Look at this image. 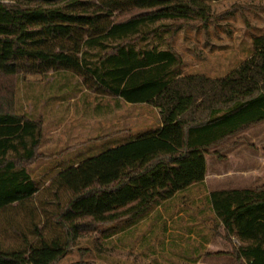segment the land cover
<instances>
[{
    "label": "trees",
    "instance_id": "trees-1",
    "mask_svg": "<svg viewBox=\"0 0 264 264\" xmlns=\"http://www.w3.org/2000/svg\"><path fill=\"white\" fill-rule=\"evenodd\" d=\"M209 2L0 0V264H56L84 224L134 220L202 185L211 147L264 124V35L214 81L182 77L166 45L207 22ZM48 73L77 80L79 93L149 104L162 126L64 165L40 197L20 166L36 158L40 120L15 110L13 91L19 76ZM205 201L242 264H264V186Z\"/></svg>",
    "mask_w": 264,
    "mask_h": 264
},
{
    "label": "rangeland",
    "instance_id": "rangeland-1",
    "mask_svg": "<svg viewBox=\"0 0 264 264\" xmlns=\"http://www.w3.org/2000/svg\"><path fill=\"white\" fill-rule=\"evenodd\" d=\"M209 3L210 17L206 23L182 25L171 38L164 36L166 45L178 56L182 77L198 76L211 81L225 77L248 56L253 38L264 35V0H210ZM54 76L53 73L26 79L19 76L13 91L15 110L40 120L42 136L36 158L20 165L36 182L40 197L44 196L50 177L61 167L96 153L97 147H101L98 140L112 136L116 129L138 133L156 124L154 111L144 106H124L114 115L96 120L100 103H106L108 98L95 97L86 91L79 93L82 87L70 77H67L69 82H64L63 90H56L60 82L54 83ZM57 98H65L64 103L56 105ZM198 115L197 112L195 117ZM257 128L264 130V124ZM238 134L218 147L239 145L242 138ZM214 150L215 146L205 155L208 166ZM205 193L192 198L177 196L134 220L99 225L83 223L77 239L56 264H192L195 245L186 242L184 236L183 248L178 237L184 228L188 231L195 227L192 219L197 218V227L215 231L211 242L217 247L207 246L206 252L200 250L197 264H242L231 239L208 218ZM45 208L50 209L48 205ZM219 241L225 244L220 246Z\"/></svg>",
    "mask_w": 264,
    "mask_h": 264
},
{
    "label": "crops",
    "instance_id": "crops-1",
    "mask_svg": "<svg viewBox=\"0 0 264 264\" xmlns=\"http://www.w3.org/2000/svg\"><path fill=\"white\" fill-rule=\"evenodd\" d=\"M52 78L54 83L55 81L56 84L60 82V84L56 85V90L59 91L63 90L66 87L64 82L69 81V78L67 79L65 75L56 76L55 74V76ZM47 99L48 98H44V100ZM64 99L65 98H57L55 104H63ZM124 106H144L151 108L157 118H155L156 124L153 127L150 124L147 128L139 131L138 133H130L128 131L122 132L120 131V129H116L112 136L98 140V143L101 145V147L98 146L97 148L99 150H96V152H100L107 148L123 144L126 141L134 138L136 135L160 128L162 126L159 120L160 117L158 109L146 103H130L118 97L108 98L106 103H104V101L100 103V108L98 109L99 115L96 116V120H103L107 116H112L116 112L121 111ZM104 113L106 114V116L104 115ZM259 125L261 124L241 131L237 135L242 138V141L239 145L231 144L230 146L225 147H218L221 144L216 145L215 150L213 151L214 158L210 166L207 165V161L205 159L206 175L203 184L199 186H191L190 188L178 194L177 196L192 198L194 195H200L203 191L205 193V190L207 192L204 196L209 195L212 192L228 190H255L258 187L264 186V130L258 129L257 127ZM235 137L236 136L234 135L229 139L232 140V138ZM220 149H222V151L219 155ZM209 211L210 213H208V218L213 219L216 223V226H218L219 230L223 231L225 235L228 236L224 231L222 224L215 219V213H212L210 207ZM197 216H200V213H197ZM197 220L198 218L195 220L192 219L193 222L195 221V227L191 228L188 231H186V228H184L183 233H185L186 235H183V233L180 234L177 231V233L180 234L178 237L179 244H181L183 248L185 245L184 236L186 238V242L191 241V243L195 245V247L192 248V264L199 263L200 250L204 249V252H206L207 246H210L214 249L217 248L216 244L214 245L211 242L213 235H215V231L206 227H197ZM228 238L231 239L233 245H235L237 249L240 245L237 238L234 236H228ZM218 244L220 246H223L225 242L222 243V241H219ZM181 258H183V256ZM240 261L243 262L242 259Z\"/></svg>",
    "mask_w": 264,
    "mask_h": 264
}]
</instances>
